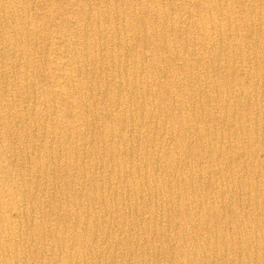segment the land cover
<instances>
[{"label": "bare ground", "instance_id": "6f19581e", "mask_svg": "<svg viewBox=\"0 0 264 264\" xmlns=\"http://www.w3.org/2000/svg\"><path fill=\"white\" fill-rule=\"evenodd\" d=\"M45 1L0 0V264H264V0Z\"/></svg>", "mask_w": 264, "mask_h": 264}, {"label": "rangeland", "instance_id": "374dc122", "mask_svg": "<svg viewBox=\"0 0 264 264\" xmlns=\"http://www.w3.org/2000/svg\"><path fill=\"white\" fill-rule=\"evenodd\" d=\"M60 1H63L64 3H62V4H64V6H65V8L67 9V10H70L71 9V6L69 5V3H67V0H60ZM37 6L43 11V10H49L50 9V7H49V5H48V3H46V1L45 0H38V4H37ZM59 21H56L55 23H58ZM53 25H56V24H53ZM52 25V26H53ZM38 56H40V54H38L37 55V57Z\"/></svg>", "mask_w": 264, "mask_h": 264}]
</instances>
